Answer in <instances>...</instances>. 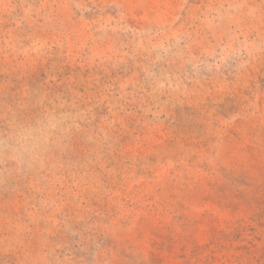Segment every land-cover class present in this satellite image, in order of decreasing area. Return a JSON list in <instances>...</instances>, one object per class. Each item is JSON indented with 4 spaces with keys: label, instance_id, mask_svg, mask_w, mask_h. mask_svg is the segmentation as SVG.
<instances>
[{
    "label": "rangeland",
    "instance_id": "1",
    "mask_svg": "<svg viewBox=\"0 0 264 264\" xmlns=\"http://www.w3.org/2000/svg\"><path fill=\"white\" fill-rule=\"evenodd\" d=\"M0 264H264V0H0Z\"/></svg>",
    "mask_w": 264,
    "mask_h": 264
}]
</instances>
